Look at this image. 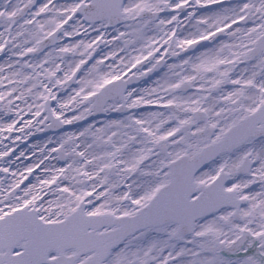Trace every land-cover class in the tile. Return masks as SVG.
Segmentation results:
<instances>
[{"label":"snow or ice","instance_id":"snow-or-ice-1","mask_svg":"<svg viewBox=\"0 0 264 264\" xmlns=\"http://www.w3.org/2000/svg\"><path fill=\"white\" fill-rule=\"evenodd\" d=\"M0 53V264H264V0H0ZM150 105L163 110L49 138L11 168L14 132Z\"/></svg>","mask_w":264,"mask_h":264},{"label":"flooded vegetation","instance_id":"flooded-vegetation-1","mask_svg":"<svg viewBox=\"0 0 264 264\" xmlns=\"http://www.w3.org/2000/svg\"><path fill=\"white\" fill-rule=\"evenodd\" d=\"M45 0H42L41 1V3H43ZM55 1V0H54ZM233 2H235V0H233ZM56 5H68V4H71L72 2H67V1H63V2H60V1H55L54 2ZM212 10H215V6L214 5H212V6H209V8L208 9H205V10H203V11H205V12H209V11H212ZM162 16L164 15L163 13L161 14ZM180 19L181 20H183V14H181V16H180ZM71 22V21H70ZM69 22V25H71V23ZM123 26V25H122ZM248 26H251V24L249 23V25ZM94 36H96V33H94ZM223 37H225V36H223ZM222 37V38H223ZM79 39H83V36L80 34L79 36H77V37H73V38H64L63 40H61L60 41V44H70V43H74L76 40H79ZM45 51H47V49H45ZM95 57H96V53H93V58H92V62L94 61V59H95ZM7 59V56L4 54V53H0V63H4V61ZM68 58H66V60H67ZM57 62H59V61H57ZM133 71H135V70H133ZM156 75V74H155ZM79 78V77H78ZM77 78V79H78ZM141 84H139V85H137V86H135V87H133V88H135L136 90H137V92L139 93L141 90H139L138 89V87L140 86ZM76 87H78V85L77 84H75L73 87H71V88H65V89H61L60 91H58L57 92V95H58V93H60V95L62 96L63 94H66V91L67 90H72V88H76ZM132 89V88H131ZM54 91H56L55 89H54ZM53 101H51L50 102V106L51 107H53ZM151 106V105H150ZM150 106H141L140 108H137V109H133V110H129V111H126V114L124 115V117L126 116V115H128V114H134V115H140V114H145L146 113V111H147V108L148 107H150ZM21 107H24V105L23 104H21ZM159 109H160V111H161V108L159 107ZM114 114H115V112H113ZM67 117H69V115H68V113H66L65 114ZM24 119H31V117L30 116H25L24 117ZM11 121H10V119H9V115H6V114H3V113H0V123H10ZM61 127H63V126H61ZM61 127H59V128H61ZM75 127H76V123H74V124H71V125H69V127L67 128V129H65V130H61V131H58L57 133H53V132H50V133H48V134H42L41 135V138H44V137H46V136H49V135H54V136H58L59 138L61 137V136H63L65 133H73V130L72 129H74V131H76L75 130ZM56 129H58V128H53V129H50V130H56ZM44 132V131H43ZM43 132H36L35 131V129H33V135L32 136H29L28 137V139L27 140H21V141H17V142H20V143H22L21 145H23L25 142H27V141H29L30 139H32L34 136H36V135H38L39 133H43ZM4 136H8V134L7 133H4L3 134ZM16 135H19V133H12L11 134V138H9V139H4L3 140V144H10V143H13V139H14V137L16 136ZM28 145V144H27ZM27 145H25V146H27ZM23 148V147H22Z\"/></svg>","mask_w":264,"mask_h":264},{"label":"rangeland","instance_id":"rangeland-1","mask_svg":"<svg viewBox=\"0 0 264 264\" xmlns=\"http://www.w3.org/2000/svg\"><path fill=\"white\" fill-rule=\"evenodd\" d=\"M121 31H124L125 29H124V27H121V28H119ZM91 33V31L89 30V33H88V35ZM81 34H83V32H81ZM116 34V32L115 31H112L111 33H108V35L106 36V40H111L112 39V36L113 35H115ZM149 35H152V33L151 32H149L148 33ZM84 35V34H83ZM214 43H218V42H213V44ZM213 44H210L208 47H212L213 46ZM112 45H106V44H101L100 45V51H99V56H100V58L99 59H101L105 54H107V53H109L111 50H112ZM204 49H202V50H199L198 52H196L195 54H198L199 52H201V51H203ZM120 54H123V53H120ZM195 54H192V55H195ZM109 61H111V60H109ZM111 62H108V63H106V65H104V66H101L102 67V69L104 70V71H107V65L108 64H110ZM167 63H178V60H175V59H171V57L168 59V61H167ZM87 71V69L86 70H84L83 72H82V75H84V72H86ZM167 71V69H166V67H164L163 68V70H162V72L160 73L161 75H160V77L158 78V79H160L163 75H164V73ZM158 79H156V81L158 80ZM155 81V82H156ZM110 119H112L111 118V116H109V117H107L105 120H103V121H100V122H96V123H94V122H90L89 123V121H85V120H82L83 122H82V126L80 127V128H78V130H77V132L78 131H80V130H82L83 128H85V127H87V125L88 124H93L95 127H99L102 123H104L106 120H110ZM114 119H123V118H114ZM52 140H57V139H52ZM47 141L48 140H42V141H37V142H34L32 145H31V147H29V149L27 150V151H29V154H27V159H26V161H27V165H29V164H32V163H34V162H37V160H38V157H39V152H36V155L35 156H33L32 155V153H33V151H36V149L33 147V146H35V145H40V146H43L45 143H47ZM56 145L55 144H49V147H55ZM19 161H14V164H17ZM24 164H25V162H20V164H17L16 165V171H18V172H21V171H23L24 170V168L27 166H25L24 167ZM45 164H48L49 166H51V165H55L56 167H61V166H63L64 164H61V163H59L57 160H52V161H45ZM37 175H43V173H41V171L39 170V169H37L34 173H33V175H32V179L33 180H35V177L37 176ZM64 183H67V181H64V182H62V186H63V184ZM52 197H51V195H49V196H47V199H51Z\"/></svg>","mask_w":264,"mask_h":264}]
</instances>
